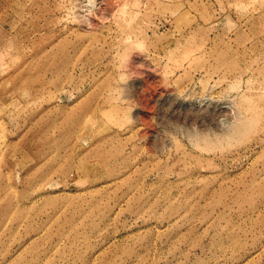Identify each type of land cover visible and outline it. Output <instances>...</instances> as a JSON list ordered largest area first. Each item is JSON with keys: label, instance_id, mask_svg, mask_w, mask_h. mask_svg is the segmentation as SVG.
Returning <instances> with one entry per match:
<instances>
[{"label": "rangeland", "instance_id": "374dc122", "mask_svg": "<svg viewBox=\"0 0 264 264\" xmlns=\"http://www.w3.org/2000/svg\"><path fill=\"white\" fill-rule=\"evenodd\" d=\"M0 264H264V0H0Z\"/></svg>", "mask_w": 264, "mask_h": 264}]
</instances>
